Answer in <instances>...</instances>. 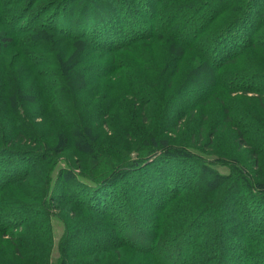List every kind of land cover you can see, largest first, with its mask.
Segmentation results:
<instances>
[{
	"label": "trees",
	"instance_id": "1",
	"mask_svg": "<svg viewBox=\"0 0 264 264\" xmlns=\"http://www.w3.org/2000/svg\"><path fill=\"white\" fill-rule=\"evenodd\" d=\"M147 42L166 48L162 69L165 74L173 68L169 80L186 62L197 70L183 91L201 83L211 97L229 94L237 77L229 79L237 73L227 71L231 61L236 65L246 53L255 60L258 52L264 55V0H0V236L14 233L18 252L24 240L38 242L44 256L36 264H264V151L255 154L252 171L239 161L172 146L168 138H151L133 159L124 144L103 141L101 118L115 102L113 97L94 106L104 75L90 69L102 70V60L115 73L123 64L119 52L140 50ZM88 85L90 101L76 112L79 103L71 93ZM105 89L112 92L113 84ZM70 106L75 119L65 110ZM49 111L55 114L52 130L31 140L37 135L30 120ZM19 140L30 143L21 148ZM100 163L112 167L104 171ZM194 164L198 171L189 176L186 165ZM218 166L231 172L223 174ZM125 176L127 186H121ZM184 194L190 195V209L177 217ZM68 206L73 215L80 209L93 218L84 228H72L93 234L86 247L79 244L83 233L67 223ZM37 207L48 220L55 215L64 222L56 262L51 225L28 226Z\"/></svg>",
	"mask_w": 264,
	"mask_h": 264
},
{
	"label": "rangeland",
	"instance_id": "2",
	"mask_svg": "<svg viewBox=\"0 0 264 264\" xmlns=\"http://www.w3.org/2000/svg\"><path fill=\"white\" fill-rule=\"evenodd\" d=\"M148 44L149 42L145 46L140 47V50L133 49L132 51L119 52L117 55L118 57L120 56L123 64L120 65L121 69L116 70L115 73H111L108 66L105 65L106 62L102 60L99 61V64L104 65L102 70L99 67L96 70L90 69L92 75H101V73L104 75L100 80L102 82L101 91L96 97L94 106L106 104L113 97L115 102L114 108L108 111V115L101 118L103 122L100 123L102 125L100 130L103 141H112L114 144L118 143V145L124 144L122 150L125 151V154H128V159L130 157L133 159L137 158L138 153H144L145 149L150 147L151 138H168L172 146L186 145L206 157H222L227 160L239 161L254 171L255 154L264 153H262L264 151V123H262L264 122V62L262 60L264 55L258 52L257 59L260 60H255L256 58H253L251 53H246L240 57L236 65L235 59L232 60L228 65L227 71L229 73L237 72L236 75H231L229 78L232 79L237 76L233 79V85L236 87L235 91H231L229 94L226 91L224 95H213L211 97L207 92L209 91L207 84L199 83L197 86L193 85L188 90L183 91L184 83L188 82L193 72H197L195 68H191L190 64L188 66L187 62L169 80L167 76L173 74V68L170 67L167 71L165 70V74H163L164 69H162L168 56L166 48L158 43L153 47H149ZM95 61L98 62V60L93 62ZM200 62L202 66H205L204 60ZM138 77L141 80L139 83L137 82ZM133 82L137 87L136 91H139L141 102L135 99V92L129 87ZM110 83L113 84V90L112 92H106L105 86L110 88ZM92 87L93 85L83 86L71 93V100H77L79 103L77 104L74 101L76 112L86 109L84 101L87 100L85 104L90 101V95L93 94H90ZM180 92H183L181 96L178 95ZM211 94H214V91ZM195 95L197 97L194 100ZM173 102H177V104L173 105ZM41 106L39 103L33 108L38 110L37 108ZM67 107H65L66 112H68L71 119L74 118L76 114H73L72 107L70 106V109H67ZM45 114L44 118L30 120L29 123L36 130L35 135H37L35 138L32 136L31 140L38 142L41 140V136L42 138L47 136V132L52 130V125L55 124L53 116L55 114L52 111ZM48 117L51 119L50 122H47ZM93 125L98 126V124ZM73 126L78 129L77 125L73 124ZM26 132L28 133L29 131ZM240 134L244 136L240 137ZM242 142L246 143V145L241 146ZM29 143V141L19 140L18 145L21 148H25ZM30 146L32 145L30 144ZM104 148L107 149L106 147ZM175 152L178 155H183L182 153H184L180 149H176ZM90 158V156L86 157L85 161L88 163ZM186 163H190V161L188 160L187 162L186 160ZM186 166L191 169L188 171V173L190 172L189 176L195 175V172L198 171V165ZM85 167H87L85 168L86 171L90 169L88 168L89 163ZM110 167L112 166L104 163L99 165V168L104 171L109 170ZM217 169L223 174L231 172L228 166H218ZM56 174L51 186H54V181L57 178ZM128 178V176L123 177L121 186H127ZM204 179L211 181L210 173H206ZM66 181L69 182V178ZM42 182L40 183L41 185ZM128 191L131 198L137 201L138 195L135 194V189L129 188ZM20 194L24 193L21 192ZM58 194L60 192H56V195ZM245 195L248 196L246 193ZM187 196L190 195H182L180 200L182 205L175 209L177 217H185L183 213L186 212V209H190L185 205L188 199ZM139 205L135 203L134 206L138 208ZM37 208V211L29 213L31 217L28 226L30 228H38L40 223L43 228L51 225V236L53 239L51 243V258L56 262V259L59 258L60 241L65 234L64 222L55 215L48 220L43 217L42 208ZM56 213L65 215L64 212L60 211H56ZM65 213L69 216L66 220L70 229L78 225L84 228L93 219L80 209H77L73 215L69 206L66 207ZM73 216H76V219L73 220ZM39 220L40 222H38ZM147 222L149 223V221ZM80 227H76L72 231L74 230V233H83L84 238L80 239L82 242L79 241V244L82 243V247H86L87 245L84 243L88 239H92L93 234L87 233L86 230L80 229ZM19 232L17 233L19 234ZM29 232L37 234L35 231ZM17 240L14 233H8L7 237L0 236V264H36V262L43 260L41 257L43 258L44 255L41 256L36 248L39 246L38 242L30 243L29 240L31 239H26L24 241L27 245H24L22 251L18 252L14 245ZM34 240L38 239L34 238ZM45 240L47 239L45 238ZM48 247L45 243V250ZM40 263L42 262L40 261Z\"/></svg>",
	"mask_w": 264,
	"mask_h": 264
}]
</instances>
